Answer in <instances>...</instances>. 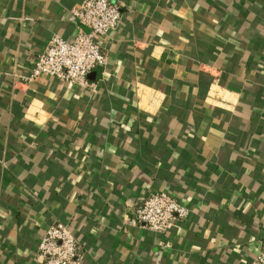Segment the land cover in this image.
Wrapping results in <instances>:
<instances>
[{
  "label": "crops",
  "instance_id": "obj_1",
  "mask_svg": "<svg viewBox=\"0 0 264 264\" xmlns=\"http://www.w3.org/2000/svg\"><path fill=\"white\" fill-rule=\"evenodd\" d=\"M93 89L39 76L81 0H0V264H38L57 220L81 264H253L264 241V0H111ZM87 30L86 27H82ZM188 208L155 233L148 192Z\"/></svg>",
  "mask_w": 264,
  "mask_h": 264
},
{
  "label": "built area",
  "instance_id": "obj_2",
  "mask_svg": "<svg viewBox=\"0 0 264 264\" xmlns=\"http://www.w3.org/2000/svg\"><path fill=\"white\" fill-rule=\"evenodd\" d=\"M69 13L77 19L75 36L66 41L52 34L37 52L28 74L24 76L26 82L46 76L69 85L94 88L95 84L87 80V74L106 63V55L97 38L118 27L121 16L119 5L111 0H81ZM188 211L166 192H148L140 198L129 223L163 233L171 222L184 219ZM82 258L83 251L72 231L66 223L57 220L43 230L33 254L38 264H81ZM252 263L264 264V241L260 242Z\"/></svg>",
  "mask_w": 264,
  "mask_h": 264
}]
</instances>
